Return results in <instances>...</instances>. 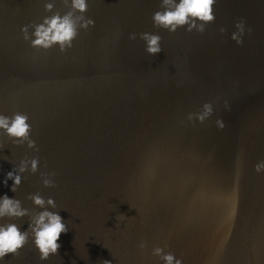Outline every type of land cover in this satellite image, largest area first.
Returning a JSON list of instances; mask_svg holds the SVG:
<instances>
[{
    "label": "water",
    "instance_id": "obj_1",
    "mask_svg": "<svg viewBox=\"0 0 264 264\" xmlns=\"http://www.w3.org/2000/svg\"><path fill=\"white\" fill-rule=\"evenodd\" d=\"M158 6L89 0L95 25L61 53L31 48L20 31L50 14L43 0H0V111L26 112L38 149L4 138L0 178L40 159L0 193L29 208L28 193L52 196L68 227L56 255L40 261L29 241L4 264H163L156 246L183 264H264V172L253 169L264 159V0H217L203 32L154 28ZM142 31L159 32V53L128 39ZM206 101L212 115L189 120ZM41 171L55 172L53 187Z\"/></svg>",
    "mask_w": 264,
    "mask_h": 264
},
{
    "label": "clouds",
    "instance_id": "obj_2",
    "mask_svg": "<svg viewBox=\"0 0 264 264\" xmlns=\"http://www.w3.org/2000/svg\"><path fill=\"white\" fill-rule=\"evenodd\" d=\"M56 0H43V8L49 15L42 16L40 22L22 25L20 28L23 39L29 46L37 50H48L57 48L63 53L73 47V42L80 33V30L87 31L95 25L91 16L85 15L88 10L89 0H62L64 11L53 10ZM217 0H159V6L151 14V21L154 28L165 29L169 33L175 32L183 27L186 32H203L207 23L215 19L213 6ZM235 31L230 38L237 44L242 43V36L245 31V21L238 19L235 24ZM31 28V31L29 29ZM219 32L225 31L219 27ZM248 31H251L249 28ZM141 39L144 41V51L148 55H155L161 51L162 37L159 32L142 31L139 33L130 32L128 39ZM227 102L225 107L227 108ZM213 113L211 102H204L201 109L195 113H188V119L203 122ZM29 116L23 111H12L10 114L0 111V150L5 144L4 138L13 145H24L33 150L36 148V141L31 138L32 125L28 122ZM215 125L218 128L224 127L222 118L217 117ZM2 159H8L0 155ZM40 159L37 156L24 157L18 163H13L3 177L0 178V185H5L11 192H16L22 180V174L37 173ZM46 166V165H45ZM255 172H264V159L258 160L254 165ZM41 183L44 187H53L55 181L52 177L54 171L39 173ZM9 181L11 184L9 185ZM34 207L29 208L23 205L20 198L9 196L6 192L0 193V264H4V258L9 255L18 254L29 241L31 246L38 253V259L45 261L50 255H56L61 247L59 242L61 233L68 231L64 218L57 211V205L52 196L44 197L39 191L30 192L25 196ZM27 218V226L22 227L16 223L18 218ZM119 218L125 216L119 214ZM140 249L145 247L141 239L138 244ZM166 247V246H165ZM152 254L157 256L163 264H183V260L171 251H164L156 246L152 248ZM102 264H112L110 260H103Z\"/></svg>",
    "mask_w": 264,
    "mask_h": 264
}]
</instances>
